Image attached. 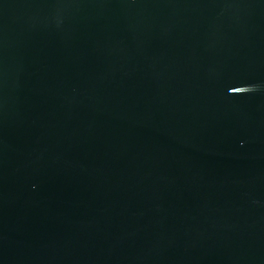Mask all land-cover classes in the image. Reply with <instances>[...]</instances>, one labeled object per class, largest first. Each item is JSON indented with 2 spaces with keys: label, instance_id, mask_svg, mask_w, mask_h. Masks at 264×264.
I'll list each match as a JSON object with an SVG mask.
<instances>
[{
  "label": "water",
  "instance_id": "95a60500",
  "mask_svg": "<svg viewBox=\"0 0 264 264\" xmlns=\"http://www.w3.org/2000/svg\"><path fill=\"white\" fill-rule=\"evenodd\" d=\"M0 264H264V0H0Z\"/></svg>",
  "mask_w": 264,
  "mask_h": 264
}]
</instances>
